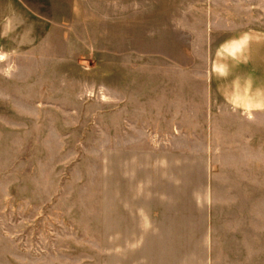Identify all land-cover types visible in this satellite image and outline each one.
Masks as SVG:
<instances>
[{
	"label": "crops",
	"instance_id": "obj_1",
	"mask_svg": "<svg viewBox=\"0 0 264 264\" xmlns=\"http://www.w3.org/2000/svg\"><path fill=\"white\" fill-rule=\"evenodd\" d=\"M106 2L0 0V53L80 51ZM108 32L112 263L225 264L217 161L256 148L264 0H108Z\"/></svg>",
	"mask_w": 264,
	"mask_h": 264
},
{
	"label": "rangeland",
	"instance_id": "obj_2",
	"mask_svg": "<svg viewBox=\"0 0 264 264\" xmlns=\"http://www.w3.org/2000/svg\"><path fill=\"white\" fill-rule=\"evenodd\" d=\"M103 13L80 51L56 34L31 58L0 53V264H113ZM254 145L217 161L225 264H264V110Z\"/></svg>",
	"mask_w": 264,
	"mask_h": 264
}]
</instances>
